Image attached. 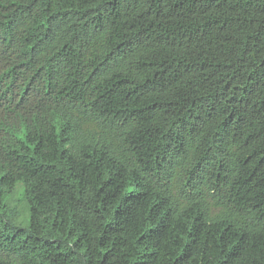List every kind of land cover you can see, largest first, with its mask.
Wrapping results in <instances>:
<instances>
[{
  "label": "trees",
  "instance_id": "1",
  "mask_svg": "<svg viewBox=\"0 0 264 264\" xmlns=\"http://www.w3.org/2000/svg\"><path fill=\"white\" fill-rule=\"evenodd\" d=\"M263 236L264 0H0V264H264Z\"/></svg>",
  "mask_w": 264,
  "mask_h": 264
},
{
  "label": "bare ground",
  "instance_id": "2",
  "mask_svg": "<svg viewBox=\"0 0 264 264\" xmlns=\"http://www.w3.org/2000/svg\"><path fill=\"white\" fill-rule=\"evenodd\" d=\"M6 104H7V103H6ZM58 118H59V117H58ZM53 120H54V119H53ZM50 122H53V121H50ZM55 123H57V122H55ZM59 123H60V122H59ZM60 124H63V123H60ZM66 124H67V123H66ZM51 125H52V124H51ZM54 126H55V125H54ZM58 126H59V124H58ZM62 127H63V125H62ZM64 127H65V126H64ZM58 128H60V127H58ZM67 128H68V127H67ZM50 129H51V128H50ZM68 129H69V128H68ZM74 129H75V127H74ZM46 131H47V130H46ZM67 131H68V130H67ZM59 132H60V131L58 130V133H59ZM60 134H61V133H60ZM60 134H58V135H60ZM66 134H67V133H66ZM44 136H47V133H46V135H44ZM63 137H64V136H63ZM56 138H57V137H56ZM43 139H44V138H43ZM46 139H47V138H46ZM58 139H60V138H58ZM64 139H65V138H64ZM48 140H50V139H48ZM61 140H62V139H61ZM72 141H73V139H72ZM72 141H71V142H72ZM76 141H77V140H76ZM58 142H59V141H57V145H58ZM59 143H60V142H59ZM43 144H44V143H43ZM43 144H42V145H43ZM47 144H48V143H47ZM62 144H64V143H62ZM62 144H61V145H62ZM71 144H72V143H71ZM71 144H70V146H71ZM54 145H55V144H54ZM59 145H60V144H59ZM59 145H58V146H59ZM64 146H65V145H64ZM24 147H25V146H24ZM43 147H45V146H43ZM46 147H47V146H46ZM59 147H60V146H59ZM61 147H62V146H61ZM18 148H19V147H18ZM51 148H53V146H52ZM69 148H70V147H69ZM47 149H48V148H47ZM61 149H62V148H61ZM64 149H65V148H64ZM67 149H68V148H67ZM23 150H24V149H23ZM49 150H50V149H49ZM52 150H53V149H52ZM52 150H51V151H52ZM58 150L60 151V149H58ZM18 151H19V150H18ZM59 151H58V152H59ZM79 151H80V150H79ZM65 152H66V151H65ZM104 152H105V151H104ZM107 152H108V151H107ZM107 152H106V154H107ZM84 153H85V152H84ZM109 153H110V152H109ZM19 154H20V153H19ZM102 154H103V153H102ZM58 155H59V153H58ZM74 156H76V155H74ZM102 156H104V155H102ZM73 158H74V157H73ZM65 159H66V158H65ZM75 160H76V159H75ZM84 160H85V159H84ZM257 160H258V159H257ZM89 161H90V160H89ZM91 161H92V160H91ZM251 161H252V160H251ZM103 162H104V161H103ZM108 162H109V161H108ZM97 163H98V162H97ZM254 163H255V162H254ZM64 164H65V163H64ZM111 164H112V163H111ZM113 166H114V165H113ZM65 167H66V165H65ZM97 169H98V168H97ZM100 169H101V168H100ZM104 169H105V168H103V170H104ZM107 171H109V170H107ZM105 174H106V173H105ZM66 175H67V174H66ZM103 175H104V174H103ZM110 175H111V174H110ZM129 175H130V174H129ZM105 176H106V175H105ZM130 176H131V175H130ZM130 176H129V177H130ZM99 177H100V176H99ZM103 179H104V178H103ZM120 179H121V178H120ZM163 179H164V178H163ZM95 180H96V179H95ZM107 180H108V179H107ZM110 180H111V179H110ZM164 180H165V179H164ZM167 180H168V179H167ZM102 182H103V180H102ZM160 182H161V181H160ZM79 183H80V182H79ZM79 183H78V184H79ZM105 183H106V182H105ZM162 183H163V182H162ZM165 184H166V183H165ZM81 186H82V185H81ZM168 186H169V185H168ZM76 187H77V186H76ZM161 187H162V186H161ZM77 189H78V188H77ZM162 190H163V189H162ZM162 190H161V191H162ZM167 192H168V191H167ZM215 194H216V193H215ZM166 195H167V194H166ZM134 196H135V195H134ZM225 198H226V197H225ZM155 202H156V201H155ZM154 207H155V206H154ZM229 210H230V209H229ZM230 211H231V210H230ZM217 212H218V211H217ZM233 212H234V211H233ZM141 219H142V218H141ZM139 220H140V219H139ZM253 222H254V221H253ZM180 223H181V222H180ZM260 226H261V225H260ZM182 230H183V229H182ZM182 230H181V231H182ZM181 231H180V232H181ZM255 231H256V230H255ZM262 232H263V231H262ZM247 234H248V233H247ZM255 236H256V234H255ZM263 237H264V236H263ZM246 238H247V237H246ZM248 238H249V236H248ZM223 239H224V238H223ZM253 239H254V237H253ZM255 239H256V238H255ZM152 240H153V239H152ZM248 240H249V239H248ZM258 240H259V239H258ZM258 240H257V241H258ZM260 240H261V239H260ZM225 241H226V240H225ZM236 241H237V240H236ZM252 241H253V240H252ZM227 242H228V239H227ZM247 242H248V241H247ZM250 242H251V241H250ZM164 243H165V242H164ZM218 243H220V242H218ZM229 243H230V242H229ZM257 243H258V242H257ZM259 244H260V243H259ZM251 245H252V244H251ZM251 245H250V246H251ZM246 246H247V245H246ZM262 246H263V242H262ZM158 247H159V246H158ZM229 248H230V246H229ZM251 248H252V247H251ZM259 248H260V247H259ZM221 249H222V248H221ZM221 249H220V250H221ZM256 249H257V248H256ZM251 250H252V249H251ZM214 251H215V250H214ZM235 251H236V250H235ZM248 251H249V250H248ZM254 251H256V250H254ZM262 251H263V250H262ZM229 252H230V251H229ZM238 252H239V250H238ZM242 253H245V252L242 251ZM260 253H261V251H260ZM262 253H264V252H262ZM224 254H225V253H224ZM224 254H223V255H224ZM231 254H232V253H231ZM253 254H254V253H253ZM259 255H260V254H259ZM221 256H222V255H221ZM242 256H243V255H242ZM255 256H256V255H255ZM245 257H246V256H245ZM227 258H228V257H227ZM240 258H241V257H240ZM243 258H244V257H243ZM250 258H251V257H250ZM259 258H260V257H259ZM261 258H262V257H261ZM248 259H249V258H248ZM251 259H252V258H251ZM253 259H254V258H253ZM223 260H224V259H223ZM256 260H257V259H256ZM263 260H264V257H263ZM238 261H239V260H238ZM251 261H252V260H251ZM233 262H234V261H233ZM242 262H243V261H242ZM246 262H247V261H246ZM246 262H244V263H246ZM256 264H257V263H256Z\"/></svg>",
  "mask_w": 264,
  "mask_h": 264
}]
</instances>
